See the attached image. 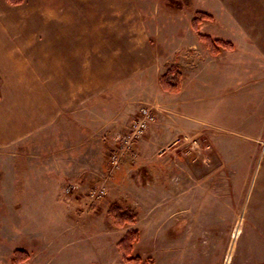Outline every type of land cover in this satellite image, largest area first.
<instances>
[{
  "label": "rangeland",
  "instance_id": "374dc122",
  "mask_svg": "<svg viewBox=\"0 0 264 264\" xmlns=\"http://www.w3.org/2000/svg\"><path fill=\"white\" fill-rule=\"evenodd\" d=\"M18 1L1 0L0 10L29 12L34 30L20 39L0 18L4 42L68 45L76 35L78 44L86 23L91 45H201L199 59L215 71L199 90L188 72L181 123L167 121L166 145L145 166L134 168L135 148L137 160L129 154L117 171L109 167L135 116L118 127L107 114L84 128L66 120L59 131L0 147V264H14L18 251L28 255L23 264H264V0H191L181 10L171 0ZM198 11L214 20L195 31ZM200 34L235 49L213 56ZM181 66L196 68L192 58ZM166 96L138 107H153L158 120V109L179 102ZM107 103L97 97L92 108ZM125 105L115 108L127 112ZM70 184L79 189L70 193ZM98 186L106 197L90 196ZM114 203L132 209L135 224L118 227ZM132 232L139 239L129 256L138 262L120 246Z\"/></svg>",
  "mask_w": 264,
  "mask_h": 264
},
{
  "label": "crops",
  "instance_id": "0c3cea01",
  "mask_svg": "<svg viewBox=\"0 0 264 264\" xmlns=\"http://www.w3.org/2000/svg\"><path fill=\"white\" fill-rule=\"evenodd\" d=\"M19 13L0 10V18H3L7 33L16 28L13 32L25 40L24 35L34 30L29 26L31 14ZM82 24L84 28H79L78 32L81 31L83 36L78 44L76 35L75 41L72 39L68 45L54 41L47 45L41 42L30 45L26 41L13 45L0 40V131L4 134L0 138V147L23 142L35 131H59L61 123L66 120L83 125V128L90 127L92 115L104 118L107 114L108 120L104 118V121L112 122L111 127L127 126L138 115V103L142 98H164L167 95L170 102H179L158 109L157 123L136 146L141 159L134 168L145 166L150 160L148 154L155 147L166 145L164 140L169 137L164 131L167 121L174 115L176 119L182 115V107L188 104L182 98L184 90H188L184 87L188 72L192 76L188 79L195 81L199 90L201 80L215 70L207 71L203 60L199 59L201 45H91L86 41L85 33H89L86 23ZM8 26L11 28L7 29ZM74 32H77L75 28ZM188 58L195 62V70L181 66L186 65ZM174 65H178L179 69L175 68L181 73L180 90L169 93L162 88L160 81ZM97 97L108 98L109 103L94 111L92 103ZM119 100L126 103L127 112L124 108H115Z\"/></svg>",
  "mask_w": 264,
  "mask_h": 264
},
{
  "label": "trees",
  "instance_id": "16d2710c",
  "mask_svg": "<svg viewBox=\"0 0 264 264\" xmlns=\"http://www.w3.org/2000/svg\"><path fill=\"white\" fill-rule=\"evenodd\" d=\"M11 3L16 4L20 1L18 0H9ZM169 5L174 9L181 10L183 7H190L191 0H171ZM214 18L212 15L205 12H195L194 18L192 22L193 29L195 31L199 30V27L205 22H213ZM200 40L207 44L206 47L209 49L210 53L213 56H218L222 52L225 51H233L235 49V45L231 42H226L220 39H213L208 35L200 34ZM180 79L181 73L175 67H171L168 72L162 77L161 85L162 88L170 93H177L180 90ZM0 99H1V83H0ZM109 213L114 216L115 223L118 227L124 228L130 225L135 224L136 215L132 209H123L118 204H113L110 206ZM139 239L138 232H132L127 235L121 241V247L124 251H126V258L131 260H136L138 262L139 258L134 259L130 257V253L132 252V247L135 242ZM28 259V255L25 252H17L14 260V264H23Z\"/></svg>",
  "mask_w": 264,
  "mask_h": 264
},
{
  "label": "built area",
  "instance_id": "2783aa9c",
  "mask_svg": "<svg viewBox=\"0 0 264 264\" xmlns=\"http://www.w3.org/2000/svg\"><path fill=\"white\" fill-rule=\"evenodd\" d=\"M157 120L156 112L153 107L144 105L140 108L138 115L131 122L129 129L117 139L116 145L112 148L109 167L111 172H115L122 166V162L127 155H131L133 160H137L138 155L135 151L137 144L146 136L151 125ZM68 191L75 192L79 189L76 184H70ZM107 189L103 186L95 187L91 193L92 198L101 199L106 197Z\"/></svg>",
  "mask_w": 264,
  "mask_h": 264
}]
</instances>
